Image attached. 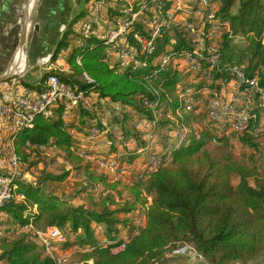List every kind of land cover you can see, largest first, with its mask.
<instances>
[{"label":"trees","instance_id":"trees-1","mask_svg":"<svg viewBox=\"0 0 264 264\" xmlns=\"http://www.w3.org/2000/svg\"><path fill=\"white\" fill-rule=\"evenodd\" d=\"M115 5L104 12L106 19L121 15L118 10L123 2H116ZM114 10L116 13H113ZM86 14L82 12L70 23L50 59L49 65L66 55L70 72L52 70L43 73L38 83L33 80L22 81V87L40 91L39 84L54 76L66 85L75 84V87L85 92L90 88L89 83L83 80L86 75L93 81L90 84L93 86L91 91L86 92L108 98L122 107V110L112 121L115 126L104 131L102 121H99L96 114L81 113L83 109L79 102L75 103L72 115L65 121V108L59 102L51 118L38 115L31 128L18 132L13 145L20 162L28 163V167L39 164L37 161L40 158L29 159L26 147L28 144L57 147L60 152L56 156H61L73 169L60 174L41 171L30 183L15 181L14 192L23 199L7 204L2 210L3 216L12 219V225L8 220L3 225L8 231L23 228L26 231H16L9 239L1 238L0 260L3 264H57L53 257L44 254V248L37 240L44 238L34 230L53 227L52 235L57 230L68 235L60 246L63 253L74 247L82 251L78 261L72 260L68 264H160L167 257L173 256L171 253L175 254L176 248L190 249V253L186 255L201 257L207 264H256L264 257V176L260 175L258 169L235 161L232 156L213 155L206 146L214 141L222 143L238 135L242 143L257 148L255 140L264 141L255 135L257 129L264 127L263 118H251L248 124L250 128L236 133L228 126L230 124L234 127L233 122H214L206 108L193 106L187 113L186 109L192 105L181 100L182 92L191 89L190 86L203 87L208 83L207 80L198 79V75L193 73H180L178 68L170 65L152 79L146 80L158 67L155 56L165 48L164 43L157 45L160 41H156L154 45L157 48L156 55L146 58L139 54L136 56L137 59L144 60L145 64L135 72L121 70L117 61L110 64L105 61L107 50L114 48L119 52L122 47L108 45L106 41L95 37L84 39L85 36L79 37L82 40L81 46H75V39L78 38L75 31L76 20ZM112 23H116L117 27L114 19ZM214 23L219 25V32H226L228 25V32L219 35V64L218 61L217 66L211 61L202 64L203 69L214 67L210 84L214 82L216 89L221 88L222 82L229 85L231 74L226 68L236 65L243 70L247 81H256L258 87L264 89V0H220V13H217ZM131 25L133 27H128L129 31L125 35L127 42L134 41L136 33L147 35V27L143 24ZM177 38L180 40L171 47L174 58L184 56V39ZM240 40L248 45L237 51ZM170 41V38L166 40ZM193 49L190 48L189 51ZM29 58L31 60L37 57L31 51ZM78 58L80 64L77 62ZM180 83L185 87L182 85V89L179 86L177 92L176 87ZM210 87L214 89L212 85ZM232 91L233 89H227L229 93ZM191 92L194 102L201 99L202 94L193 89ZM222 97L226 100L227 96ZM254 97H261V94L256 92ZM177 112L182 113V117H178ZM169 114L180 121L179 128L188 125L191 131H195L192 121L198 122L204 116L207 125L201 126L200 134L197 133L186 145L182 144L187 130H182L185 135L181 141L182 146L163 157L165 163L147 177L140 175L141 163L138 156L123 158V162L129 167L127 178L135 183L130 187L131 196L118 202L117 197L122 199L124 194L118 189V182L113 181L108 174L96 172L92 161L85 158V155H93L92 151L86 149L88 143L85 142L91 134L90 128L95 123V127L102 130L95 140L97 141L102 135L106 139L107 135L111 139H117V134H113L119 127L123 132L122 141L134 140L135 147L139 148L149 141L142 138V132L135 130L134 123L146 120L155 124L158 129L164 127L160 134H153L156 140L151 142L152 151L163 154L173 143L164 137V130L177 127L174 120L167 118ZM251 114L256 113L252 111ZM86 116L89 117L84 118ZM76 123L79 126L75 127ZM74 131L76 136L72 134ZM123 143L125 151H129L127 142ZM76 149H80L81 155ZM110 149V152L102 154L108 160L119 150L115 144ZM73 172L84 177L80 183V193L81 196L88 197L81 200L82 203L78 206L69 204L61 197L62 193H58V184L67 181ZM234 177L238 178L237 184L233 182ZM53 185L56 191L52 188ZM99 185L110 193L104 197H96L98 190L94 188ZM90 191L93 192L92 195ZM141 210H144V227L137 226L135 220ZM3 216L0 221L2 229ZM97 225L104 228L102 236L96 231ZM32 232L35 234L34 238ZM125 235L129 239L124 249L113 252V248L124 243ZM51 237L47 236L46 239L54 246L50 241ZM101 237L107 245L101 244Z\"/></svg>","mask_w":264,"mask_h":264},{"label":"built area","instance_id":"built-area-1","mask_svg":"<svg viewBox=\"0 0 264 264\" xmlns=\"http://www.w3.org/2000/svg\"><path fill=\"white\" fill-rule=\"evenodd\" d=\"M116 2H125V9L121 10L120 12L122 14L123 30H116V23H112V19H104V12L109 11V5H113ZM130 3L131 0H98L96 2V8H92L90 17L87 20V25L97 24L100 27L101 23H95V14H102V22L112 23L113 36L98 37V34H95L94 37L97 39L111 41L115 43V47H117V44H125L126 55H115V51L111 54H107V59L105 61L109 64L112 61L125 60L126 57L132 56L133 53H137L136 38H140V34L137 35L134 41L124 42V28L133 27L131 25V14L126 13V6L130 5ZM160 7L161 4L142 5L141 10H143L142 21H144V27L146 25L153 24V22H146V15H150V9H157ZM190 12H195L198 15V22L196 24H192L189 27L190 30L195 27H205L206 33L219 32V27L214 26V19L217 18V13H220V0H198V5L195 8L190 9ZM182 14L184 13H176L175 10L169 12L171 20L174 21H178L180 18H182ZM63 30H65V28ZM81 32L82 30H77L79 37L81 35ZM227 32L228 25L226 26V32H219V35H224ZM198 37L199 44H191V39H184L185 49L183 54L189 55L190 48H200V45L205 44V42L203 41V36ZM163 40H169L168 33H164ZM144 42L147 43L148 47L151 44L152 39L144 40ZM47 57H52V55L38 58L36 65L43 67L49 66L47 65ZM199 58L217 59L214 58L212 54L204 55L203 57H189V62H177L178 71H180V73H193V75L194 72H201V79H210L211 76H213V74H211L210 72V69L197 68V59ZM161 68L163 69V62H161ZM241 71L243 70L237 66V73H235L234 75H230L231 80L228 86L229 89H233L231 93L227 92L228 88H224L226 84L221 86V90L226 92L227 97L226 102L219 104L222 106V109L227 107H241L242 116H231V121H235V128H250V126H246V118H254L255 115L249 113L248 102H256L259 103V105H263V102L262 97L253 96V88L251 87V84H249V89H237V82L244 81V78H241ZM39 86L41 87L40 91H32L30 89H22L21 85L15 86L14 82H12V86L8 87L7 90L3 91L0 94V209H4L9 203H17L18 198H22L17 193H15L14 190L11 194H3V182L5 180V177H20L22 181H32L31 174L29 172H26L28 163L21 162V166H14L13 164V157L10 156L9 148L7 145V137L11 129L21 128L25 125H32L33 115L38 111L47 112V119L51 118L54 111H48V102L62 101L68 102L69 105H74L77 99L85 98V92L91 91V87H93L89 84L90 88L85 92H77V90H75V84L73 86L66 85L61 81V79L48 80L45 84H39ZM59 90H67V97H59ZM186 93L187 92H185V94ZM201 98H203V96ZM211 100L213 99L207 98V101ZM153 103H155V101H153ZM115 107V103L108 98H101L98 94H94L93 99H87V106L83 111H81V113H109V116H111V113H115ZM63 117L70 118V114H63ZM87 117L89 116H86L84 118ZM102 126L104 128V131L112 129V125H104V121H102ZM90 129H93V126ZM122 133L123 132L119 128V137L117 139L102 140V144H104V151H106L110 147H114V142H132V149H138L135 147V141H122ZM72 134L75 133L72 132ZM169 135H171L172 138H175L177 142L178 137L175 136L173 130L169 129ZM146 140H148L149 142L145 146H150L151 141H155L151 140V123H147ZM29 147L33 146L29 145ZM76 150L80 154V149ZM85 156H91V158L100 161L99 155ZM140 163L142 164V162ZM101 164L110 163L101 162ZM126 167H128V165L124 164L121 169L126 171ZM153 169H155V167ZM136 220L139 221V219ZM52 228L53 227L47 228L46 230H38L37 234H42V236L44 237V241H46L47 236H52ZM34 235L35 234H33V236ZM123 249L124 248H122V250ZM50 252L53 256H55V259L59 264V255L62 251L59 250V247H51ZM183 255L186 254L183 253L180 248H176L175 255L173 256ZM0 264H3L1 260Z\"/></svg>","mask_w":264,"mask_h":264},{"label":"rangeland","instance_id":"rangeland-1","mask_svg":"<svg viewBox=\"0 0 264 264\" xmlns=\"http://www.w3.org/2000/svg\"><path fill=\"white\" fill-rule=\"evenodd\" d=\"M90 5H91V1H90ZM82 24H83L82 21L79 22V27H82ZM32 31H34V25H32L31 32ZM175 36L177 37V35H175V34L172 36L173 37V38H171L172 41H173V39L177 40V38ZM79 40L82 42V40L80 38H79ZM172 41L170 43L166 42V40L164 41L165 42L164 43V45H165L164 50L171 49L172 44L174 45V43L176 42V41H173V42ZM247 45H248L247 42L240 40V42L238 43V50L237 51H240L241 49L246 48ZM18 47H19V45L17 46L15 53H16ZM179 58L172 59V61L169 63L170 67L172 66L174 68L173 64L176 63L178 60H179V62H184L183 58H181V57H179ZM32 59H33V61L30 62L29 71L25 75H23L22 77H18V78L13 79L12 81H8V82L0 84V92L5 91L8 89V87L12 86V82H14L15 86L21 85V87H22V85H23L22 81H24V80H27V81L33 80L36 82L39 80V75H43L42 71H45L46 69H48L49 66H46V68H44L43 66H38V65H36L37 58H31V60ZM55 65L58 67L57 68L58 72L62 71L64 73H69V71L71 70L70 66L67 62V58H64V57H61L60 59H58L55 62ZM16 66L14 69H16ZM42 68H44V69H42ZM46 72H49V71H45V73ZM2 74H0V75H2ZM194 75H195V73H194ZM180 76H182V75L180 74ZM197 78H199V76H197ZM210 82H211V80H209L208 83L206 82L205 85H207V86L204 85L203 87L202 86L201 87L190 86L191 89L203 94L202 95L203 98L199 99L197 102H193V104H190V105L198 106L199 108H206L207 110H210L212 100L207 101V98L213 99V97H214V99L216 101H218L219 103L226 102V100H224L222 97L223 95H226V92L221 90V88L216 89V87H217L216 84H214V82L212 84H210ZM187 84H190V83H187ZM225 84L226 83L222 82L221 86L225 85ZM210 85H212V87H214V89L211 88ZM183 86L185 87V85H183ZM183 86L181 84L182 89H183ZM224 88L227 89V88H229V86L226 84L224 86ZM237 89H240V87H238V85H237ZM179 95H180V93H179ZM211 96H213V97H211ZM263 101H264V99L262 97V102ZM249 104L250 103H248V105ZM115 106H116L115 107V113H111V116H109V113H99L100 114L99 121H104L106 123V125L115 126V125H113L112 121H113L114 117L118 115L119 111L122 110V107H120L118 105H115ZM193 106L188 107V109H186L187 110L186 112L187 113L190 112V109ZM235 108L237 109V107H235ZM238 108H241V107H238ZM252 111L254 113H256L257 118L259 116L260 118L264 119V111H263L262 105L260 106L259 103L253 102L252 103ZM208 115L212 119L210 111H208ZM177 116L182 117V113H179V115L177 114ZM167 118L174 120L177 123L176 129H171V130H173V132L175 133V136L178 137V140L176 142V139L172 138V136L169 135V128L165 129L164 130V137L168 138V140L172 141L173 143L169 145L168 151L163 152V154H160L158 151H152V144L151 143H150V146L139 147L138 148L139 150H138V149H132V142H129V143L127 142L126 147H128L129 151L128 150L125 151L124 143L114 142V144L116 146H118L119 150H118V152H115L113 155L110 156L111 164H106V166H104V168H102V167H100V165H98V160H95L93 158V161L91 163L94 164L95 171L98 173H105V174L110 175L112 177L113 181L118 182V184H119L118 189H120L124 192L122 199H119L117 197L118 202H121V201H124L125 199H127L128 195L131 196L129 194L130 187H132L131 184L135 183V181L131 182L132 180L127 178V175L129 173V167H126V171L121 169L125 164L123 162V158H128L129 155L138 156L140 159V162H142V164L140 166L141 167L140 168V170H141L140 175H141V177H147V176H149L148 174H146L149 171V166H148L149 163L147 161L152 160L151 157H153V156L155 157V155H156V157L160 156L161 158L167 157L172 150H175L182 145L189 144L192 141V138L197 133L200 134L199 131H201L200 130L201 126L205 127L207 125V123H206L207 120H206L205 116L201 117L198 122L192 121V123H194L192 126L195 128V131H191V129L188 125L185 126V128H179L180 121L176 117H171V114H169L167 116ZM138 121H140V122H138ZM138 121H136L134 123V127L136 128L135 130L142 132V138L146 140V128H147V123H149V122H147L146 120H138ZM255 121H256V119H255ZM77 126H79V123H76L75 127H77ZM228 126L232 131H234L236 133H242L243 132V131L237 130L235 127L231 126L230 124ZM117 128H118V130H116V133H114L113 135L117 134V137H119V134H118L119 133V127H117ZM159 128L164 129V127H159ZM113 129H115V128H113ZM163 129H158V127L155 124L151 123V140H156V137L153 134H157V133L160 134L159 132L162 131ZM185 129L187 130L186 131V139H185L184 143L181 145V141L185 138V135H184V133H182V130L184 131ZM74 133L75 134H73V136H76V131H74ZM255 135L258 138L264 139L263 136L259 137L257 134H255ZM122 138H123V136H122ZM101 139L105 140L106 138L104 135H102ZM101 139L97 140L96 142L95 141L92 142V141L88 140V137H87V140L85 139V142L88 143L87 144L88 146L86 147V149H89L88 151H92V153L94 155H99L100 161H104V160L106 161V160H108V157L105 155L102 156V154H104L105 152L106 153L110 152L111 147L108 148L106 151H104V144H102ZM110 139H111L110 135H107L106 140H110ZM113 139H116V138L113 137ZM240 139H241L240 136L234 135L233 137L226 139L222 143L219 141L211 142L208 144V146H206V149L208 151H210L213 155H216V156H221V155L222 156H227V155L232 156V158L235 161H238V162L245 164L249 167H253V168L258 169L260 172V175L264 176V141H256L255 140V143L258 144V147L252 148L251 146L242 143V141ZM129 141H134V140H129ZM151 142H154V141H151ZM140 148H142V149H140ZM141 150H143V151H141ZM139 151H141V152H139ZM58 152H60V151L57 150V147L56 148L48 147L46 150H44L42 152L41 151L34 152L32 155H30L28 157L30 160H37L40 158L37 161L39 164H37L36 166H31V167L29 166L26 169V172H29L33 178V177H36L38 175V173H40L41 171H45V170L54 172L56 174H60L63 171H67V170L71 171L73 169V166H71V164H69V163H66L61 156L60 157L56 156L58 154ZM138 154H140V155H138ZM54 157H56L55 161L53 160ZM156 157L154 159H157ZM85 158H86V156H85ZM72 174L73 175H71L67 181L58 184L59 185L58 193L59 194L62 193L61 197L65 201H67L69 204L72 203V205L78 206L82 203L81 200H84V198L88 199V197H87V195H84V197H83V196H81V193H80V188L82 186L80 183H82L84 177L76 175L75 172H73ZM21 182L30 183L28 180L27 181H21ZM233 182L235 184H237L238 178L234 177ZM52 188H54V190L56 191L55 185H53ZM94 189L98 190V192L95 193V194H97L96 197H104L105 195H108L110 193L108 190L104 189V187L100 186V185L96 186ZM91 193H93V192L90 191V194ZM84 194H87V193H84ZM22 199H23V197H22ZM18 200H20V198H18ZM142 215H144V210H141V213L139 212L138 215L135 217V220L139 219V221H137V220L136 221H137V226H140V227H143V224L145 223L143 221ZM7 220L12 225V219L7 217L6 215L3 216L2 225L4 224V221H7ZM138 223H140V225ZM12 227H15V226H12ZM27 228H29V227H27ZM15 229H17V227ZM19 229H21V228H19ZM103 229L104 228L102 225L96 226V231L101 236H102ZM29 230L30 229H28V232H29ZM34 230L38 233L39 229L34 228ZM16 231H18V229ZM16 231L15 230H12V231L9 230L8 231L6 228H4V225H3V229H2V227H0V241H1L2 237H4V238L7 237V239L13 237V235ZM23 231H26V228H23V229L19 230L18 232L21 233ZM33 233L34 232H32V236H33ZM67 237H68L67 234H65L62 231L57 230L54 232V234L52 235V237L50 239V241H52L55 244L54 246L51 244V242L47 241V239H46V241H44L42 239L37 238V240L39 241L41 246H43L44 254L53 257V259L56 261L55 256L52 255V253L50 252V249H51V247H59V250H60V246L64 243V241L66 240ZM33 238H34V236H33ZM100 239L102 241L101 244L102 243L104 245L108 244V243L104 242L103 237H101ZM123 239H124V243L122 245H119V247L117 246V247L113 248V250H112L113 252L116 253V252L121 251L123 248L122 246L126 245V241H128L129 236L125 235ZM189 251H190V249H182V252L185 254L190 253ZM80 252H82V251L80 249H78L77 247H74L73 249L69 250L66 253L61 252L59 255V264H68L72 260L78 261L80 259V254H79ZM171 255H175V254L171 253ZM197 258L200 259V257H197ZM57 264H58V262H57ZM256 264H264V257L260 258Z\"/></svg>","mask_w":264,"mask_h":264},{"label":"bare ground","instance_id":"bare-ground-1","mask_svg":"<svg viewBox=\"0 0 264 264\" xmlns=\"http://www.w3.org/2000/svg\"><path fill=\"white\" fill-rule=\"evenodd\" d=\"M115 4L116 3H114L113 5L116 6ZM154 4H161V7L157 8V9H150V15H146V22H153V24L145 26V27H147V35L146 36L140 35V38H136L138 33H136L134 35V37L136 38L137 53H133L132 56L126 57L125 60L120 61L121 70H123V71L127 70L130 72H135V71L141 69L142 67H144V64H145L144 60L137 59L136 56H138V54H139V55L146 58V57H150L151 55H156L157 54V52H156L157 48L154 45H155L156 41H160L159 43H157L158 46L160 43H165L163 40L164 33H168V37L170 39L173 38L172 36L174 34L177 35V37H182L183 39H191L192 44H199V37L198 36H203V41L205 42V44L200 45V48H194L193 50L189 51V55L184 54V56H182L181 58H183L184 62H189V57H203L204 55L212 54L213 57L217 58V59L199 58V59H197V68L203 69L202 64L206 61H211L215 64V66H217V61H218L219 56H220V54L218 53L219 32L206 33L205 27H195V28H192V30L189 29V27L192 24H196L198 22V15L195 12H190V9L195 8L198 5V0H182V1L131 0L130 5L126 6V13L131 14V24L139 23V24L144 25V21H142L143 20V10H141L142 5H154ZM113 5H109V7H112ZM124 9H125V2H123V5L121 8H119L118 12L120 13L121 10H124ZM174 10L176 11V13H184V14H182V18H180L178 21L171 20V17L169 15V12L174 11ZM29 11L31 13L32 7L29 8ZM112 19H114L115 22H117L116 29H119V28L123 29L122 14L119 15L118 17L113 16ZM153 20H155V21H153ZM95 23H97V22L95 21ZM110 26L112 27V23L109 22V27ZM214 26L219 27V25H217L215 23H214ZM95 27H96V24L90 25V27H89L90 33L88 34V36H85L84 39H87V38L90 39L91 37L95 36V33H96ZM100 28H102V27H100ZM128 31H129V28L125 27L124 28V42H127V40H126L127 38L125 35L128 33ZM219 31H220V27H219ZM109 32H111L112 34L107 35V36H101V37H112L113 31H109ZM177 32H178V34H177ZM150 39H152V42L147 47V43H145L144 40H150ZM100 40H102V39H100ZM102 41H106V43L108 45L115 44V43H113L111 41H107V40H102ZM168 43H170V42H168ZM117 47H122L119 52H117L114 48H112V50L116 51L119 55H126L125 44H117ZM108 51L109 50H107V53H108ZM19 57H21V61H20ZM106 57H107V54H106ZM155 57H156V62H157L156 66H158V67L153 72V74L151 76L146 78V80L152 79V77L154 75H156L157 73H159L160 71H162L163 69H165L169 65V63L174 58L172 48L169 50H163L162 52H159ZM18 59L21 63L16 67V69H13V66L17 63ZM161 62H163V69L161 68ZM80 63H81V61H78V64H80ZM13 66L11 67V70L14 72L19 73V72H22L24 70L25 65H24L23 51L20 50L18 52L16 61L13 64ZM209 69H210V72L212 73L214 67H211ZM226 70L228 71L229 74L234 75L235 73H237V66L236 65L228 66L226 68ZM194 73L197 74L200 72H194ZM241 78H244V81L237 82V85H238V87H240V89H242V88L243 89H249V84H251V87L253 88V96H255V93L258 92L261 94V97H263V99H264L263 89H260L258 87V83L256 81H247V79L245 78V76L243 74V71H241ZM48 80H59V79L54 77V76H51V77H48L47 79H45L43 84H45ZM83 80L87 81L89 84L93 83V81L86 75L83 77ZM75 90H77V92H83V91H80L79 88H77V87H75ZM185 92H187V93L185 94ZM93 96H94V93L85 92V98L77 99L76 102H79L81 105V108L84 110L87 106V99H90ZM59 97H67V90H59ZM211 97H213V96H211ZM180 98H181V100H185L187 102V104H189V105L193 104V102H194L192 99L191 89H185L182 92ZM59 102L65 108L64 114H70V116H71L73 113V110L75 108L74 107L75 103H74V105H69L68 102L50 101V102H48V111H54L55 112V108L57 107ZM248 103H250L248 105V111L251 114L252 113L251 108H252L253 102H248ZM262 108L264 111V101H263ZM208 111H210L211 117L215 122H221V123L224 122L225 120L231 121V116H242V108L237 107V109H236L235 107H227V108L222 109L219 102L216 101L214 99V97H213V100L211 102V108ZM54 112L52 113V116L54 115ZM94 114H96L98 117H100L99 113H94ZM38 115H47V112H45V111L35 112V114L33 115V119H32V125H25L21 128L11 129V131L8 134L7 145L9 148V154L11 157H13L14 166H21V162L19 161L17 154L15 152V149H14V145H13L14 140L17 137V134L20 130L31 128L33 126V122ZM255 117H256V114H255ZM64 119L66 121L68 118L64 117ZM250 120H251V118H246V126H248ZM263 121H264V119H263ZM231 122H233L234 127H235V121H231ZM104 125H106L105 122H104ZM236 129L240 130V131H245L248 128H236ZM90 132H91V134L88 136V140L93 142V141H95V139H97L99 134H101L102 130L99 131V129L94 126ZM256 134L259 137H261V136L264 137V135H262V134H264V127L261 129H257ZM29 145L30 144L27 145V154L28 155H32L36 151L42 152V151L47 149L45 146L41 147L38 145H31L33 147H29ZM88 155H90V154H88ZM155 157H156V155H155ZM155 157L153 156V157H151L152 160L147 161L149 163V165H148L149 171L146 174H148V175H150L151 172L155 171L158 167H160L163 163H165L163 161L164 159L161 158L160 156L156 157L157 159H154ZM86 159L93 161V158H91V156H86ZM101 162L111 164L110 160H106V161L104 160ZM101 162L98 160V165H100V167L104 168V166H106V164H101ZM154 167H155V169H153ZM17 180H22V179L20 177H5V180L3 182V194H11L13 190L15 191V189H16L15 181H17ZM2 210L3 209H0V221H1L2 216H3ZM138 224L140 225V223H138ZM40 239H42V238L40 237ZM122 247L124 248V246H122Z\"/></svg>","mask_w":264,"mask_h":264},{"label":"crops","instance_id":"crops-1","mask_svg":"<svg viewBox=\"0 0 264 264\" xmlns=\"http://www.w3.org/2000/svg\"><path fill=\"white\" fill-rule=\"evenodd\" d=\"M90 1H91V5H90ZM97 1L98 0H41L38 6L37 16L34 23V31L31 32V37L29 41L30 43L28 45L29 56L31 51L33 56L37 57V59L53 54L59 39L63 37V34L66 32L67 27L82 12H86L87 14L86 16H83V18H79L76 20L75 31L77 33V30H82L80 37L88 36V34L90 33L89 27L91 24L87 25V20L90 17V12L92 11V8H96ZM28 3L29 0H0V74H2L8 68L14 56L15 50L20 43L23 33L24 15ZM113 13H116V10H114ZM104 19H106V17H104ZM81 21L83 22V24L82 27H79V22ZM95 21L97 23H101L100 27H102L100 28L96 24L95 34H98V37L112 34L109 31H113V28L111 26L109 27V22H102V14H95ZM64 28L65 30H63ZM116 30H123V29L119 28ZM179 40L180 39L178 38L177 40L173 39V41H176L174 44H176ZM75 46H81L79 35L78 38L76 37L75 39ZM113 52L114 50L110 49L107 54H111ZM115 55H119V54L115 51ZM61 57L66 58V55H63ZM19 58L21 61V57ZM50 59L51 57H47V65H49ZM18 61H17L18 64L16 63L13 66V69L15 68L16 65L18 66L21 63L20 61L19 62ZM78 61H80V58L77 59V62ZM117 62L118 65H120V61ZM177 62H179V60ZM177 62L173 64L174 68H178ZM57 68L58 67L55 65V62L52 61L48 69H46L45 71L57 70ZM45 71L42 72L45 73ZM197 75L199 76L198 79H201V73ZM41 76L42 75H39V79ZM202 79H205L207 81L210 80L209 78H202ZM179 86H181V84L177 85L176 87L177 92L179 91L178 90ZM21 88L24 89L23 87ZM197 93L201 94L200 92ZM93 98L94 96L91 97L90 99ZM179 113L180 112H177L178 115ZM160 264H207V263H205L201 257L200 259H198L186 255L181 257L169 256L167 257L166 260H164Z\"/></svg>","mask_w":264,"mask_h":264},{"label":"water","instance_id":"water-1","mask_svg":"<svg viewBox=\"0 0 264 264\" xmlns=\"http://www.w3.org/2000/svg\"><path fill=\"white\" fill-rule=\"evenodd\" d=\"M40 1L41 0H29V3H28L26 10H25L23 33H22V37H21V40L19 43V47H18L16 53L14 54L7 70L2 75H0V84L5 83V82H7L11 79H14V78L22 77L29 70L30 58H29L28 44H29L30 37H31V27L35 23L37 11H38V6L40 4ZM30 7H32L31 13L29 11ZM20 50L23 51L25 68L22 72L17 73V72L12 71L11 67L15 63L18 52Z\"/></svg>","mask_w":264,"mask_h":264}]
</instances>
